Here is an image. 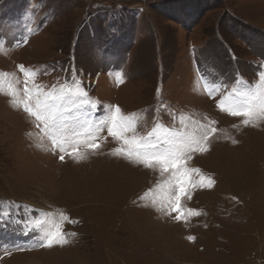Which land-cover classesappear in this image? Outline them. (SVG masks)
<instances>
[{
    "label": "rangeland",
    "instance_id": "1",
    "mask_svg": "<svg viewBox=\"0 0 264 264\" xmlns=\"http://www.w3.org/2000/svg\"><path fill=\"white\" fill-rule=\"evenodd\" d=\"M21 64L45 90L78 79L91 103L76 115L103 122L106 139L86 159L61 161L0 94V204L32 209L17 219L69 217L68 243L51 248L36 246L39 230L0 226V264H264V121L245 126L218 107L260 83L264 0H0L4 93L9 82L23 89ZM114 106L137 118L139 135L158 122L179 130L181 116L189 131L192 121L216 128L209 150L186 162L200 173L190 172L196 186L182 203L200 215L177 221L140 200L162 178L112 155L121 146L107 132ZM202 176L215 185L199 186Z\"/></svg>",
    "mask_w": 264,
    "mask_h": 264
},
{
    "label": "snow or ice",
    "instance_id": "2",
    "mask_svg": "<svg viewBox=\"0 0 264 264\" xmlns=\"http://www.w3.org/2000/svg\"><path fill=\"white\" fill-rule=\"evenodd\" d=\"M18 69L24 76L23 89L20 90L9 82L7 92L4 93L3 82H0V94L10 96L14 107L22 108L34 119L35 127L51 141L54 149H59L62 153L59 157L61 161L65 159V155L83 160L87 158V150L95 151L100 148L98 141L106 139L100 136L105 130L104 123L94 125L76 115L85 104L91 103L78 79L71 78L59 87L54 85L45 90L44 86L35 82L37 71L27 69L22 64ZM8 75L0 73V76ZM258 78L260 83L255 89L239 92L233 89L218 102L221 111L243 117L242 123L245 126H258L260 121H264V65L258 71ZM205 86L209 88L208 94L211 96L216 85L206 82ZM160 107L167 111L166 105L161 104ZM171 118L174 121L177 119L175 114H172ZM190 119L181 116L180 124L184 127L179 130L158 122L146 135H139L136 132L137 118L134 115L125 116L119 106H114L107 127L108 135L121 145L113 150L112 155L124 157L160 173L162 179L146 190L140 200L147 202L145 206L150 203L157 211L177 221H187L191 216L200 215L196 210L186 209L182 203L184 197L190 198V188L196 186L188 179L190 172L200 173V169H188L186 162L194 153L207 152L209 138L216 132L215 127L200 124L198 121H192L197 127L189 131L185 120ZM214 124L215 121H209V125ZM232 143L237 141L233 140ZM81 147L85 148L84 152L80 151ZM215 183L212 177L202 176L199 186L212 188ZM30 211L32 209L28 205L14 201L0 204V226L15 224L21 225L25 231H41L43 236L36 245L38 247L51 248L53 245L68 243L62 231L63 222L69 220L67 215L61 213L57 219L46 213L43 219H17L21 212ZM188 239L194 240L195 237L190 236Z\"/></svg>",
    "mask_w": 264,
    "mask_h": 264
}]
</instances>
